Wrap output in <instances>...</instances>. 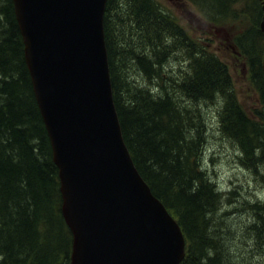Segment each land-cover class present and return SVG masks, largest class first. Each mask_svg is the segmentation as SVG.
<instances>
[{"label": "trees", "instance_id": "obj_1", "mask_svg": "<svg viewBox=\"0 0 264 264\" xmlns=\"http://www.w3.org/2000/svg\"><path fill=\"white\" fill-rule=\"evenodd\" d=\"M128 1V10L118 11L116 0H108L104 19L125 142L153 194L182 229L187 244L181 264H223L213 230L218 194L200 169V106L222 100L223 133L247 164L264 160L262 3L247 0L236 8L239 0H190L213 24L241 17L249 22L232 44L261 101L251 116L237 99L224 59L193 40L154 0ZM173 52L187 63L175 74L165 70ZM127 70L139 72L145 84L129 81ZM60 186L13 1L0 0V264H71L73 236L62 214Z\"/></svg>", "mask_w": 264, "mask_h": 264}, {"label": "water", "instance_id": "obj_2", "mask_svg": "<svg viewBox=\"0 0 264 264\" xmlns=\"http://www.w3.org/2000/svg\"><path fill=\"white\" fill-rule=\"evenodd\" d=\"M12 1L59 169L71 264H181L182 229L124 139L105 40L108 0Z\"/></svg>", "mask_w": 264, "mask_h": 264}, {"label": "rangeland", "instance_id": "obj_3", "mask_svg": "<svg viewBox=\"0 0 264 264\" xmlns=\"http://www.w3.org/2000/svg\"><path fill=\"white\" fill-rule=\"evenodd\" d=\"M154 2L178 19V24L193 40L202 42L224 59L230 68L238 101L249 115L255 116V110L261 106L259 94L249 78L246 61L239 52L236 53L232 44L233 38L248 27L249 22L240 16L213 24L190 0ZM246 2L239 0L235 7H244ZM116 3L115 10L118 11L128 10L130 4L128 0H116ZM115 14L117 12L113 10L111 15ZM175 57L173 52L165 67L172 74L187 65L182 63L183 59L177 61ZM127 78L145 84L141 74L134 70H127ZM151 89L153 93L157 92L153 86ZM222 103L217 100L202 104L198 120L200 127L204 125L201 129L204 140L200 144V169L215 185L218 194L213 230L218 235L223 264H264V160L259 158L253 165L247 164L244 153L223 133L219 118Z\"/></svg>", "mask_w": 264, "mask_h": 264}, {"label": "bare ground", "instance_id": "obj_4", "mask_svg": "<svg viewBox=\"0 0 264 264\" xmlns=\"http://www.w3.org/2000/svg\"><path fill=\"white\" fill-rule=\"evenodd\" d=\"M59 170V169H58ZM60 178V177H59Z\"/></svg>", "mask_w": 264, "mask_h": 264}]
</instances>
